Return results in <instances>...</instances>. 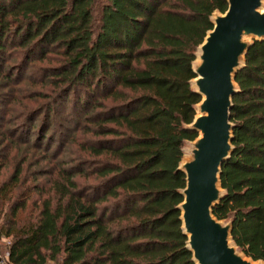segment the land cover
<instances>
[{"label": "trees", "instance_id": "obj_1", "mask_svg": "<svg viewBox=\"0 0 264 264\" xmlns=\"http://www.w3.org/2000/svg\"><path fill=\"white\" fill-rule=\"evenodd\" d=\"M225 8L0 0V114L10 116L0 119L15 123L0 126L7 264H194L176 168L183 141L196 136L184 128L199 100L188 82L193 53L210 14ZM234 82L225 195L211 213L230 219L246 257L264 261V40L252 42ZM68 126L82 138L51 149L54 129Z\"/></svg>", "mask_w": 264, "mask_h": 264}, {"label": "water", "instance_id": "obj_2", "mask_svg": "<svg viewBox=\"0 0 264 264\" xmlns=\"http://www.w3.org/2000/svg\"><path fill=\"white\" fill-rule=\"evenodd\" d=\"M211 28L195 48L188 81L199 96L194 115L184 128L196 132L181 147L177 170L184 174L178 192L180 229L194 264H264L246 257L231 239L230 219H216L212 207L225 195L220 187L221 164L231 150V98L238 92L235 73L244 65L252 42L264 40V0H226L223 12L209 16Z\"/></svg>", "mask_w": 264, "mask_h": 264}, {"label": "rangeland", "instance_id": "obj_3", "mask_svg": "<svg viewBox=\"0 0 264 264\" xmlns=\"http://www.w3.org/2000/svg\"><path fill=\"white\" fill-rule=\"evenodd\" d=\"M27 73H28V70H27ZM1 116H3L5 120H7L9 115L0 114V117ZM40 120H41V117L39 116V117H37V119L35 120V122L33 124V131L31 132L32 135L29 138L30 141H32V139L35 138L34 133L36 132V129L40 124ZM5 122H3L0 119L1 128H5V127L8 128V127H11L12 124H15L13 121L6 122V123ZM50 128L52 129V126ZM53 133H54V135H51V136H53V143L51 144V149H54L53 147L58 145V143L66 145L67 144L66 140L67 139L69 140V138H71L73 140H80L82 138L81 132L72 131V128L70 126H68L67 129L55 128ZM72 133H74V134H72ZM188 146H189L188 142H185L183 144L184 149H186ZM72 148H75V146L73 145ZM66 154H68V153H66ZM29 155H31V154H29ZM9 173H10V168H9V166H6L5 168H3L0 171V178L3 179L5 177H7L9 175ZM2 214H3V210L0 212V258H1V260H3V262H6V258H5L6 255L5 254L7 253V246L9 244V238L4 235V233L1 229Z\"/></svg>", "mask_w": 264, "mask_h": 264}, {"label": "built area", "instance_id": "obj_4", "mask_svg": "<svg viewBox=\"0 0 264 264\" xmlns=\"http://www.w3.org/2000/svg\"><path fill=\"white\" fill-rule=\"evenodd\" d=\"M5 255H6L5 258L7 260V253ZM0 264H7V263L6 262H3V260H1V258H0Z\"/></svg>", "mask_w": 264, "mask_h": 264}]
</instances>
